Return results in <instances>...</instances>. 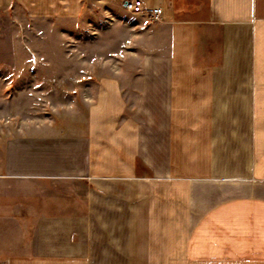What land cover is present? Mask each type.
Returning <instances> with one entry per match:
<instances>
[{
	"label": "crops",
	"instance_id": "obj_1",
	"mask_svg": "<svg viewBox=\"0 0 264 264\" xmlns=\"http://www.w3.org/2000/svg\"><path fill=\"white\" fill-rule=\"evenodd\" d=\"M143 1L163 17L133 15L138 68L80 85L74 132L0 134V264H264V0ZM86 2L0 20L41 34Z\"/></svg>",
	"mask_w": 264,
	"mask_h": 264
},
{
	"label": "rangeland",
	"instance_id": "obj_2",
	"mask_svg": "<svg viewBox=\"0 0 264 264\" xmlns=\"http://www.w3.org/2000/svg\"><path fill=\"white\" fill-rule=\"evenodd\" d=\"M86 5L76 25L57 24L41 34L15 27L7 15L0 20V95L4 89L15 100L12 122L0 127L3 139L38 133L48 124H57L51 131L74 132L87 110L78 87L124 67L138 68L128 59L139 28L133 15L113 12L107 0Z\"/></svg>",
	"mask_w": 264,
	"mask_h": 264
},
{
	"label": "built area",
	"instance_id": "obj_3",
	"mask_svg": "<svg viewBox=\"0 0 264 264\" xmlns=\"http://www.w3.org/2000/svg\"><path fill=\"white\" fill-rule=\"evenodd\" d=\"M125 10L132 15L147 14L153 22L162 20V13L159 9H147L143 0H127Z\"/></svg>",
	"mask_w": 264,
	"mask_h": 264
}]
</instances>
